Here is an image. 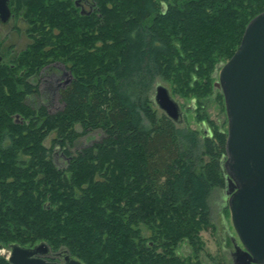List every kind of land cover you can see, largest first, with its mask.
<instances>
[{
	"label": "trees",
	"instance_id": "obj_1",
	"mask_svg": "<svg viewBox=\"0 0 264 264\" xmlns=\"http://www.w3.org/2000/svg\"><path fill=\"white\" fill-rule=\"evenodd\" d=\"M23 3L35 38L0 62V245L45 241L85 264H191L178 248L214 228L209 198L226 188L228 129L205 113L195 116L207 132L175 122L154 86L168 81L194 110L211 93L224 107L216 70L264 0H96L90 14L74 0L10 6L17 14ZM53 62L72 76L51 113L33 102ZM94 131L102 137L77 147ZM0 264H11L1 252Z\"/></svg>",
	"mask_w": 264,
	"mask_h": 264
},
{
	"label": "water",
	"instance_id": "obj_2",
	"mask_svg": "<svg viewBox=\"0 0 264 264\" xmlns=\"http://www.w3.org/2000/svg\"><path fill=\"white\" fill-rule=\"evenodd\" d=\"M9 4L0 0L4 22L11 16ZM215 85L223 93L228 120L226 196L244 247L235 244V263L264 264V11L248 23ZM154 101L182 123L183 110L165 85H156ZM7 258L11 264H85L66 248L54 252L45 241L32 247L11 243Z\"/></svg>",
	"mask_w": 264,
	"mask_h": 264
},
{
	"label": "rangeland",
	"instance_id": "obj_3",
	"mask_svg": "<svg viewBox=\"0 0 264 264\" xmlns=\"http://www.w3.org/2000/svg\"><path fill=\"white\" fill-rule=\"evenodd\" d=\"M21 7L16 16L11 18L8 23L4 24L0 21V56L4 57V62H11L13 58L23 49H26L35 38V34L32 35L33 30L30 28L32 27L30 22L24 20V16L28 15L24 13L25 9H28V7L26 8L25 3H23ZM221 67L219 66L216 70V81L219 79ZM42 70L45 74L43 75L42 82L39 84L42 94L40 98L34 99L35 102L33 103H37L38 100L44 102L47 105L48 111L54 113L63 108L59 93H56L55 90H57L56 88L58 86L63 85L72 75L70 76L71 73L59 62L51 63L45 68L43 67ZM159 83L165 85L170 90L171 95L180 104L183 110V123L189 128L202 131V133L204 131L207 132L210 129V125L207 122L203 123L197 120V116L204 113L217 123L222 125L226 124L227 127L228 120L225 102L223 105L224 107H222L220 99L215 94L211 93L204 96L198 109L194 110L192 109L194 102L187 101L186 98L174 93L168 81L158 78L154 87ZM50 88L51 92L47 93L46 91ZM34 100L29 99V101ZM78 129L80 130V128ZM101 137L102 133L100 131L89 132L79 137L77 140V147L90 145ZM52 138L53 134L44 141L48 147L51 145ZM61 155V151L57 150L55 159L57 165L64 168L67 165V159ZM209 206V216L214 228L208 231H201V244H199V246L197 245V248L188 243L186 239L178 248L179 252L187 256L189 260H191V264H196V261H200L199 264H234L235 244L241 248L244 247L233 225L225 188L213 189L209 198ZM0 252L1 254L7 255L8 249L1 250Z\"/></svg>",
	"mask_w": 264,
	"mask_h": 264
},
{
	"label": "flooded vegetation",
	"instance_id": "obj_4",
	"mask_svg": "<svg viewBox=\"0 0 264 264\" xmlns=\"http://www.w3.org/2000/svg\"><path fill=\"white\" fill-rule=\"evenodd\" d=\"M10 2H11V0H10ZM74 3H75V5H76L77 7L80 8L81 13H83V14H90V13L94 12V11L97 9V3H96V0H78V1H77V0H74ZM9 5H10V4H9ZM10 9H11V16H10V19H11V18H13L14 16H16V13L14 12L13 8H11V6H10ZM10 19L7 20V21H5V22H4L3 20L0 19V21L3 22L4 24H6V23H8V21H10ZM3 59H4V57H3V56H0V62H2ZM53 63H57V62H53ZM59 63H61V62H59ZM62 64H63V63H62ZM43 75H45L44 72H43V70H40V76H39L38 79H36V80L34 81L35 84H38V85H39V84L42 82ZM70 76H71V74H70ZM70 79H71V77L69 78V81H70ZM69 81H68V82H69ZM68 82H67V81L64 82L63 85L67 84ZM61 86H62V85H60V86H58V87L56 88V89H57V90H55L56 93H59V90H60ZM40 90H41V89H40ZM46 92H47V93H50V92H51V88H50L48 91H46ZM8 249H9V248H8ZM234 264H239V263H235V256H234Z\"/></svg>",
	"mask_w": 264,
	"mask_h": 264
},
{
	"label": "bare ground",
	"instance_id": "obj_5",
	"mask_svg": "<svg viewBox=\"0 0 264 264\" xmlns=\"http://www.w3.org/2000/svg\"><path fill=\"white\" fill-rule=\"evenodd\" d=\"M8 248H9V247H8ZM1 250H5V248H1L0 251H1ZM8 254H9V249H8ZM8 254H7V257H8Z\"/></svg>",
	"mask_w": 264,
	"mask_h": 264
}]
</instances>
